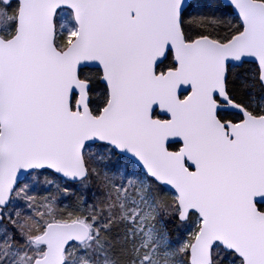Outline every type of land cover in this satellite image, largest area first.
Wrapping results in <instances>:
<instances>
[{"label": "snow or ice", "instance_id": "snow-or-ice-1", "mask_svg": "<svg viewBox=\"0 0 264 264\" xmlns=\"http://www.w3.org/2000/svg\"><path fill=\"white\" fill-rule=\"evenodd\" d=\"M0 264H264V0H0Z\"/></svg>", "mask_w": 264, "mask_h": 264}]
</instances>
